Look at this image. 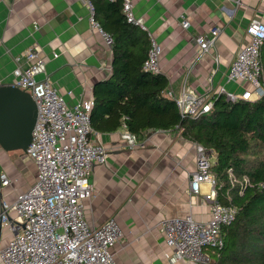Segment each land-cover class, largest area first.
Listing matches in <instances>:
<instances>
[{
	"label": "crops",
	"instance_id": "crops-1",
	"mask_svg": "<svg viewBox=\"0 0 264 264\" xmlns=\"http://www.w3.org/2000/svg\"><path fill=\"white\" fill-rule=\"evenodd\" d=\"M90 2L93 9L83 0H0V83H11L14 69L26 65L25 52L37 46L47 62L40 77H48L68 104L94 99V86L112 75L113 54ZM132 2L135 15L146 26L139 28L153 35L161 46L167 95L169 89L178 94L185 88L219 96L216 91L220 86L236 93L251 88L248 82L228 81L227 74L246 42L249 23L264 21V0ZM92 16L101 29L93 27ZM183 19L187 26H183ZM214 28L219 31L209 51L201 54L196 37L204 34L211 38ZM126 130L121 126L98 132L109 159L91 172L94 193L85 201V218L91 226L109 218L117 220L122 235L112 251L119 264H191L170 262L173 249L166 243L161 221L188 214L198 221L210 218L203 194H193L190 189L197 144L173 128L155 130L131 146L123 138ZM213 157L215 160V154ZM3 172L11 183L0 185V204L32 186L37 168L25 152L0 148ZM202 188L206 192L209 185ZM12 237L11 229L0 222V250Z\"/></svg>",
	"mask_w": 264,
	"mask_h": 264
},
{
	"label": "built area",
	"instance_id": "built-area-1",
	"mask_svg": "<svg viewBox=\"0 0 264 264\" xmlns=\"http://www.w3.org/2000/svg\"><path fill=\"white\" fill-rule=\"evenodd\" d=\"M83 1L92 8L90 0ZM122 2L126 20L146 29L143 19L134 13L132 0ZM90 21L93 27H99L93 16ZM182 24L187 26L188 21L183 19ZM218 31L214 28L211 38L204 34L196 37L201 54L209 51ZM101 32L106 43L112 45L113 37ZM150 41L143 68L158 74L161 73L162 49L153 35H150ZM263 43L264 21L252 20L246 28V42L234 56L227 74L228 81L248 82L251 88L236 93L220 86L216 94L232 101L250 100L253 94L263 95L260 83ZM24 55L26 65L14 69L12 84L28 90L38 105L32 141L25 153V157L35 164L37 173L34 184L27 190L18 193L12 201H1L0 222L11 229L13 237L0 250V263L119 264L112 251L122 235L117 220L109 218L98 226H91L84 213L85 201L94 193L89 180L91 172L94 166L105 164L109 159L107 147L92 126L94 99L68 104L48 77H40L47 64L41 49L30 47ZM168 95L176 101L183 117H198L210 112L217 96L213 92L203 94L185 88L179 94L169 89ZM123 138L131 146L137 144V137L128 130ZM213 163L212 151L197 144L196 169L192 173L190 189L193 194H203V200L210 208V218L198 221L188 214L161 221L166 243L173 249L171 263L209 264L212 259L207 250L225 245L223 226L236 220L237 208L217 198ZM0 182L1 186L11 183L6 172L1 173ZM245 182L248 183L247 178ZM203 184L209 185L206 192Z\"/></svg>",
	"mask_w": 264,
	"mask_h": 264
},
{
	"label": "trees",
	"instance_id": "trees-1",
	"mask_svg": "<svg viewBox=\"0 0 264 264\" xmlns=\"http://www.w3.org/2000/svg\"><path fill=\"white\" fill-rule=\"evenodd\" d=\"M91 1L103 30L113 37L112 75L94 86V130L124 126L144 139L155 130L176 128L186 140L213 151L217 198L235 206L237 217L223 226L225 245L210 250L209 264H264V93L237 101L219 95L210 112L183 117L166 94L168 78L143 68L149 34L126 20L122 0ZM260 63L264 89V43Z\"/></svg>",
	"mask_w": 264,
	"mask_h": 264
},
{
	"label": "water",
	"instance_id": "water-1",
	"mask_svg": "<svg viewBox=\"0 0 264 264\" xmlns=\"http://www.w3.org/2000/svg\"><path fill=\"white\" fill-rule=\"evenodd\" d=\"M38 118L33 95L11 83H0V148L26 152Z\"/></svg>",
	"mask_w": 264,
	"mask_h": 264
},
{
	"label": "rangeland",
	"instance_id": "rangeland-1",
	"mask_svg": "<svg viewBox=\"0 0 264 264\" xmlns=\"http://www.w3.org/2000/svg\"><path fill=\"white\" fill-rule=\"evenodd\" d=\"M256 98H258L255 94H253L252 96H251V99L250 100H254V99H256ZM17 179H19V177L17 178ZM19 181H20V179H19Z\"/></svg>",
	"mask_w": 264,
	"mask_h": 264
},
{
	"label": "clouds",
	"instance_id": "clouds-1",
	"mask_svg": "<svg viewBox=\"0 0 264 264\" xmlns=\"http://www.w3.org/2000/svg\"><path fill=\"white\" fill-rule=\"evenodd\" d=\"M210 151H211V150H210ZM25 153H26V152H25ZM212 154H214L213 151H212ZM215 160H216V156H215ZM215 160H214V162H215ZM213 164H214V163H213ZM0 175H1V173H0ZM0 185H1V182H0Z\"/></svg>",
	"mask_w": 264,
	"mask_h": 264
}]
</instances>
